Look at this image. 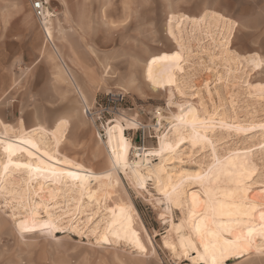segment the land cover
<instances>
[{"label": "rangeland", "instance_id": "rangeland-1", "mask_svg": "<svg viewBox=\"0 0 264 264\" xmlns=\"http://www.w3.org/2000/svg\"><path fill=\"white\" fill-rule=\"evenodd\" d=\"M45 7L49 40L41 26L29 54L0 40V264H264V0H94L84 30ZM173 15L191 20L175 28ZM177 58L161 74L171 84L149 80L152 63ZM178 120L216 127L176 137ZM116 123L124 170L110 159ZM46 158L96 176L58 177L48 218L49 194L27 181Z\"/></svg>", "mask_w": 264, "mask_h": 264}, {"label": "bare ground", "instance_id": "bare-ground-1", "mask_svg": "<svg viewBox=\"0 0 264 264\" xmlns=\"http://www.w3.org/2000/svg\"><path fill=\"white\" fill-rule=\"evenodd\" d=\"M46 15L48 17V19H47V23H48L49 22V18L52 16V14L49 11H46ZM169 18H170L169 19L170 24H172L173 27H175V28H177V27L179 28V26L183 25L184 23L190 22V20H191V19H189L186 16L177 17V16L173 15L171 17L169 16ZM168 25H169V23H168ZM43 27H44V31H45V35H46L45 36L46 40H49L50 37H51L50 28L47 26L46 23L44 24ZM168 27H170V26H168ZM171 32H172V30H171ZM53 51L57 55V57L61 60L60 54L55 49H53ZM179 61H180L179 58H177V59H174V60H162V61H158V62L152 63L150 65V69H149V73H148L149 74V80L154 82V84H171L172 81L170 79V76H162L161 74L169 72V71L175 69V67L177 65H179ZM194 121H195V123L194 122L186 123V124H188V127H186L185 126L186 124L182 125V124H180L181 122L178 120V124L174 125L173 128H172V134L174 136H176V137H180V136H182L184 134H187L188 137H191L194 140H201L202 141V140H206V137H207L206 134H208V133L211 134L213 131H215L214 129H215L216 125H212L214 123L207 124V126H206L204 123H200L197 120H194ZM64 127L65 126L63 124L59 123L57 125V127H56V133H54L52 135L54 143H55V151L56 152H58L59 148L62 145L61 143H62V138H63V131H64L63 129H64ZM113 130H116V132H117V136H116L117 137L116 138L117 143H116V141L112 140L113 137L109 138V146H110V149H111L110 159H111V162H112L113 166H115L116 168L124 170L125 165H127V163H128L127 162V156H128V153H129L130 144L125 139V137L123 135V132H122V129H121V126L119 125V123H116L114 125V127L110 129V132H112ZM41 132H39V133H41ZM20 136H22V135H20ZM167 142H168L167 138L162 136V138L160 139V147H161L162 150H165L164 147L167 144ZM133 164H135V163H133ZM44 165H46L47 167H44ZM77 166H78L77 168H72L69 164H67L65 167H62L61 169H57V168H55V166L52 163V161L47 159V158H46V164L34 162L30 166V169H29L30 171H29V176H28L27 181L29 179H32V178H34V179L37 178V179H40V181L42 182V185H38V187L33 191L34 192L33 194L35 196L39 197L40 199H44L46 202L48 201L47 198L48 197L50 198L48 204H44L42 206L43 207L42 209L44 210L45 217H47V218L49 217L48 208L50 206H51L50 208H54V207L59 205V200H58V197H57V194H58L57 192L59 191V188H57L56 184H55V182H56L58 177L62 178L63 181L71 180L72 182H74L76 180H81V181L82 180H86L87 181V180H90V179L92 180V177L96 178V176L92 172H90L89 170L85 169L84 167H82L80 165H77ZM137 166H139V165H137ZM146 175L149 176L150 175V171H148V173ZM101 177H102V174H101ZM185 177L186 178L187 177H189V178H198L199 174L198 173H193V174L189 173V174H185V175L170 174V178L168 179V177H167L168 180L166 181V184L162 186L161 190L164 191L166 195H171L174 192V190L176 189V186L178 184V183H176L177 182L176 178L179 179V180H182ZM27 187H30V186H27ZM177 191H178V189H177ZM38 192H39V194H38ZM46 194H49V196L46 197ZM87 194H88L87 199L89 201H93L94 200L95 202H97V200H96V192L95 191H92V192L89 191ZM177 196L178 197L184 196L183 189L181 191L177 192ZM37 207L39 208V204H36V207L34 206V209L36 210ZM35 210H33V211L31 210L32 211L31 213L29 212L30 213V216H29L30 222L33 221V219L36 220L35 216H33V213H34ZM115 211H116V209H112L111 210L110 214L113 217L117 216ZM25 220H28V219H25ZM207 239H209V238H207Z\"/></svg>", "mask_w": 264, "mask_h": 264}, {"label": "crops", "instance_id": "crops-1", "mask_svg": "<svg viewBox=\"0 0 264 264\" xmlns=\"http://www.w3.org/2000/svg\"><path fill=\"white\" fill-rule=\"evenodd\" d=\"M94 0H44L64 15L65 22H78L84 30L86 8ZM113 4V0H111ZM111 15V31L113 25L118 23ZM40 26L33 14L31 0H0V40L16 39L17 46L14 53L29 54V48L34 47L35 42L39 43ZM31 40V42H29ZM5 43V42H4ZM3 41H0V49ZM8 53L7 50H0V54Z\"/></svg>", "mask_w": 264, "mask_h": 264}, {"label": "built area", "instance_id": "built-area-1", "mask_svg": "<svg viewBox=\"0 0 264 264\" xmlns=\"http://www.w3.org/2000/svg\"><path fill=\"white\" fill-rule=\"evenodd\" d=\"M45 6L46 3L44 2V0H31V8L33 10V14L37 19L39 26L42 27L44 35H45V31L43 26L45 23L47 24V19H48L46 15L47 8Z\"/></svg>", "mask_w": 264, "mask_h": 264}]
</instances>
